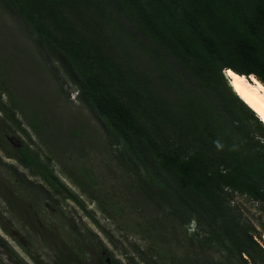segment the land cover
Returning <instances> with one entry per match:
<instances>
[{
  "label": "trees",
  "instance_id": "1",
  "mask_svg": "<svg viewBox=\"0 0 264 264\" xmlns=\"http://www.w3.org/2000/svg\"><path fill=\"white\" fill-rule=\"evenodd\" d=\"M0 10L28 38L33 58L62 73L105 131L135 197L132 228L147 241L124 250L129 264H264V233L234 200L244 196L264 214V122L226 74L232 69L264 84V0H0ZM8 70L0 62V149L54 195L81 206L114 242L56 174L55 158L43 159L19 135L7 147L12 130L29 134L17 117ZM42 122L31 117L28 123L41 133ZM1 167V183L22 196L0 191L7 211L53 252L45 261L30 251L36 264H124L59 205L64 222L40 225L39 205L29 207L23 188H13L7 175L22 186H39L0 159ZM114 196L90 194L106 218H131L119 213Z\"/></svg>",
  "mask_w": 264,
  "mask_h": 264
},
{
  "label": "rangeland",
  "instance_id": "2",
  "mask_svg": "<svg viewBox=\"0 0 264 264\" xmlns=\"http://www.w3.org/2000/svg\"><path fill=\"white\" fill-rule=\"evenodd\" d=\"M32 49L31 43L19 31L17 24L0 10V62H6L9 67L11 79L9 85L14 89V97L18 106L17 117L29 133H22L18 129L12 130L15 133L7 137V142L10 143L7 147L12 148L17 144L18 142L11 137L19 135L20 140L29 143L34 152H40L43 159L47 155L55 158L52 167L56 174L79 196V199L95 215L100 224L110 230L114 242L110 241L81 206L73 200H62L61 197L54 195L40 176H34L28 168L23 167L13 158L6 157L0 149L2 162L7 166H13V170L16 169L22 173L21 175L26 176L33 184L41 188L26 187L25 183L22 186L14 176L8 174L7 177L12 182L13 188L15 184L23 188L24 195H27L24 196V199H27L29 207L34 206L35 202L37 203L36 207L39 205L38 209L42 213L40 225L45 223L48 227L56 228L64 222V219L59 215L60 211L54 207L59 205L68 215L69 220L77 223L81 228H91L115 257L124 264H129L124 250L129 251L131 243L147 244V241L143 240L141 235L132 228L133 213L135 212L130 209L132 202H135L133 200L135 197L130 195L128 187L125 186V182L121 178V170L117 167L112 149L106 144V133L101 125L90 111L76 99V92L64 83L61 78L62 73L57 72L56 74L51 68H49L50 71L47 70L46 65L39 64L33 58ZM56 75H58V79ZM61 88L66 92H62ZM2 117L0 114V119ZM31 117L43 121L44 129L41 133L29 126L28 122ZM0 171L5 172V169L1 167ZM67 172L81 180L87 192L73 183ZM85 176L89 178H84ZM0 187V191L12 199L22 198V196L18 197L19 194L12 188L1 183V179ZM42 188H45L46 193L49 191V200L45 201L44 196H41ZM99 191L113 192L115 194L113 199L118 200L121 204L119 213H131V218L126 214L112 219L106 218L98 203L90 197L91 193L95 194ZM23 193L21 191V194ZM234 200L240 204L245 217L251 220L260 232L264 233V214L259 205L240 195H236ZM7 207L6 201L0 197V258L4 264H20L21 262L36 264L30 256L32 254L45 259V261L50 260L53 256L51 249L39 235L23 228L17 217L7 211ZM4 227L8 228L10 233H7ZM63 231L65 232V230ZM66 231H69L68 228ZM262 237L260 242L264 245V234ZM114 243L119 248H116ZM138 264L143 263L138 262Z\"/></svg>",
  "mask_w": 264,
  "mask_h": 264
},
{
  "label": "bare ground",
  "instance_id": "3",
  "mask_svg": "<svg viewBox=\"0 0 264 264\" xmlns=\"http://www.w3.org/2000/svg\"><path fill=\"white\" fill-rule=\"evenodd\" d=\"M235 91L253 108L264 122V84L254 75L247 77L232 69L226 71Z\"/></svg>",
  "mask_w": 264,
  "mask_h": 264
},
{
  "label": "water",
  "instance_id": "4",
  "mask_svg": "<svg viewBox=\"0 0 264 264\" xmlns=\"http://www.w3.org/2000/svg\"><path fill=\"white\" fill-rule=\"evenodd\" d=\"M250 77V76H249ZM229 81H230V79H229ZM250 106V105H249ZM262 120V119H261Z\"/></svg>",
  "mask_w": 264,
  "mask_h": 264
}]
</instances>
